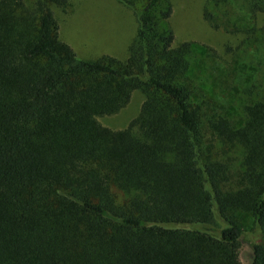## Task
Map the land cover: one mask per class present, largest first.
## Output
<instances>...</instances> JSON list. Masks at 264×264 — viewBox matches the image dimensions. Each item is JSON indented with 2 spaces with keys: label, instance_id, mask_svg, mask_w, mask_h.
<instances>
[{
  "label": "trees",
  "instance_id": "16d2710c",
  "mask_svg": "<svg viewBox=\"0 0 264 264\" xmlns=\"http://www.w3.org/2000/svg\"><path fill=\"white\" fill-rule=\"evenodd\" d=\"M119 1L137 21L125 60L61 40L52 6L70 0H0V264H241L242 213L264 264V98L241 125L202 113L173 1ZM244 1L240 21L204 18L253 37L264 0ZM136 90L130 124L102 125Z\"/></svg>",
  "mask_w": 264,
  "mask_h": 264
},
{
  "label": "rangeland",
  "instance_id": "374dc122",
  "mask_svg": "<svg viewBox=\"0 0 264 264\" xmlns=\"http://www.w3.org/2000/svg\"><path fill=\"white\" fill-rule=\"evenodd\" d=\"M172 1L171 26L176 42L192 43L188 75L196 88L194 102L206 115L216 112L237 125L243 124L245 107L264 98V14L258 16L262 28L250 37L230 33L224 27L214 29L204 18V9L208 7L221 20L230 13L234 20L240 21L245 12L244 0H228L221 8H215L208 0ZM52 9L61 40L70 44L79 57L97 59L104 54L121 60L128 57L137 21L132 9L119 0H70L66 7L54 5ZM143 101L144 94L136 90L124 108L99 117V121L108 128L123 129L138 115ZM232 154L239 157V150L231 151ZM239 222L245 229L238 247L240 261L251 264L249 242L257 239L258 230L250 214H240Z\"/></svg>",
  "mask_w": 264,
  "mask_h": 264
}]
</instances>
